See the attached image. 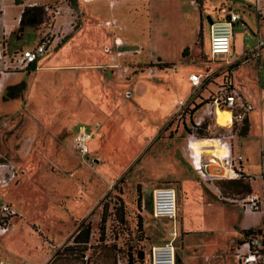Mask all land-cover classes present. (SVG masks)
<instances>
[{"label":"rangeland","instance_id":"obj_1","mask_svg":"<svg viewBox=\"0 0 264 264\" xmlns=\"http://www.w3.org/2000/svg\"><path fill=\"white\" fill-rule=\"evenodd\" d=\"M62 1H66L77 17L76 28L64 42L72 37L66 43L52 44L47 55L41 58L39 70L0 75V163L11 164L18 173L16 184L0 190V201L10 203L19 214L13 219L10 234L0 238V262L7 264L9 251L17 257L11 264L25 263H21V259L39 264L43 256L47 257L44 264H115L118 247L120 251H137L167 243L170 241V229L174 227L173 221L153 218L150 205L152 190L168 186L176 191L179 224L185 223V219L191 224V228L182 230L174 242L177 264H198V261L186 260L185 247L191 256L196 257L198 248H194L195 244L207 241V236L199 234L201 230L196 225L199 219L193 214V209L190 208L188 218H184L187 193L181 183L186 180L194 194L203 188L184 156L182 144L187 134L176 124V103L180 92L184 91V94L192 92L186 104L189 109L198 102L194 95L199 90L186 81L189 71L202 73L217 67L208 63L205 56L209 49L208 18L221 17L231 11L245 18V26L241 22L234 25L235 52L229 60L256 45L258 29L259 35L264 37V18L256 19L252 11L253 0ZM110 1L117 3L113 10L108 9ZM112 17L118 18L124 28L116 32L118 36L143 47L139 60L143 67L157 59L169 65V69L156 70L157 75L153 78L138 72L136 77L124 80L114 71H104L100 67L103 64L101 60L87 62L96 57L88 54V45L78 38L71 41L84 25L99 33L97 24ZM42 18L41 24L27 26L22 31L17 26L7 39L1 34L0 45L7 47L9 55L33 48L41 32L45 33L51 24L45 13ZM67 20L63 17L58 24ZM187 20L193 23L192 30ZM190 30L191 41L188 36ZM91 32L89 37L95 39L94 44H102ZM185 42L189 43L183 48L186 50L182 55L183 50L178 53V49ZM98 48L95 47V51ZM235 64V83L245 96L253 97L251 102L255 103L257 111H261L259 106L264 103V60ZM177 66L181 68L175 72ZM223 71L215 73V83ZM18 84L23 85L19 93L13 89ZM94 84L103 89L101 100H98L102 93L100 86ZM139 89L142 96L138 95ZM204 89L201 93L205 92ZM126 92L132 96L125 98ZM16 94V98H11ZM174 106L175 109L171 110ZM120 114L145 117L148 127L156 128L155 134L138 144L136 141L128 142L113 129L100 136L96 148L90 142L87 156L77 153L73 137L78 126L87 127L95 137L99 130H93V127L112 125L110 116ZM199 114L200 111L195 112L193 117ZM101 118L109 122H103ZM249 123L250 132L249 127L246 136H240L241 130L238 131L233 147L257 179L260 173L255 174V169L261 168V119L258 112L250 115ZM125 124L129 128L130 123ZM144 130L147 131L146 126ZM138 134L143 136L141 131ZM248 147L253 152H247ZM218 188L224 198L235 202L221 201L211 195L209 202L220 205L204 211L202 218L215 228L238 218L241 213L237 205L245 197L236 195L234 189L226 184ZM137 189L140 191V205ZM118 198L124 203L125 223L119 225L115 215L111 214L105 224L104 238L100 239L102 206L109 205L108 211L113 213L112 207L118 204ZM138 217L141 219V231L137 229ZM88 222L91 226L88 250L81 258V253L70 250L71 238L81 223ZM113 233L119 235L114 238ZM204 234L213 235L212 232ZM229 249L209 258L208 263L221 264L219 261L223 258L227 264H235ZM37 257L40 261L35 263Z\"/></svg>","mask_w":264,"mask_h":264},{"label":"built area","instance_id":"obj_2","mask_svg":"<svg viewBox=\"0 0 264 264\" xmlns=\"http://www.w3.org/2000/svg\"><path fill=\"white\" fill-rule=\"evenodd\" d=\"M84 3L90 0H82ZM256 12L264 13V0H253ZM115 1L108 3L109 9L116 6ZM43 11L50 19V26L45 33L41 32L33 48L14 51L11 55L7 47L0 45V75L19 74L26 72L31 66L48 53L52 44H61L74 31L77 26V17L66 1H59L52 5L43 6ZM65 18L61 24L58 20ZM241 21V16L236 12H229L225 18H216L209 24V55L212 59L218 56H229L233 46V28ZM102 28L112 32V41L103 46V53L107 56L105 69L114 71L120 78L129 79L139 74L155 77L158 68L152 62L146 67L140 64V57L144 49L141 45H132L116 34L124 28L115 19L104 21ZM264 55V38H257L254 48L242 55L237 62L248 63L251 59H258ZM175 69V68H174ZM212 73L192 74L189 81L195 90L201 89L210 83ZM126 98L131 93L126 92ZM188 101L177 103L176 124L184 130L183 121L187 118L189 107ZM198 116L192 117L187 122L189 133L185 141L188 150V158L198 179L221 201L234 203L235 200L224 198L216 185L218 180H237L248 178L249 185L253 178L243 170L241 155L232 151V142L238 131L242 128L247 115L253 111V106L246 100L245 96L233 84L228 74L221 77L220 83L210 95L203 100ZM217 111L229 113V119L224 126L216 122ZM91 133L85 126H79L73 137L74 149L82 157L88 155L91 141ZM261 188L259 192H250L238 203L245 213H264V175L259 176ZM18 173L14 166L0 163V190H5L16 184ZM177 212V199L175 189L163 186L157 187L151 193V214L155 219H167L174 221ZM17 210L7 202L0 201V238L8 235L13 228V219L18 217ZM170 241L161 245H153L148 255L142 261L136 259L134 264H176V253L173 241L177 237L175 231L169 234ZM232 256L237 264H264V233L242 238L233 247ZM86 259V258H85ZM135 259V256H133ZM87 260V259H86ZM3 264V263H0ZM30 264V263H23ZM117 264H127L120 254H117Z\"/></svg>","mask_w":264,"mask_h":264},{"label":"crops","instance_id":"obj_3","mask_svg":"<svg viewBox=\"0 0 264 264\" xmlns=\"http://www.w3.org/2000/svg\"><path fill=\"white\" fill-rule=\"evenodd\" d=\"M56 2H57L56 0H0V37H1V34H2L4 36V38L7 39L8 36L14 30H16V28L18 26L20 15H21L22 10H23L24 7H33V6L43 7V6H46V5L55 4ZM115 8H116V6L113 9H115ZM108 9H109V7H108ZM109 10H111V9H109ZM252 11L254 12L256 19H260L261 20V19L264 18V13L263 14H258L256 12V9H255L254 5L252 6ZM231 12H233V11H231ZM228 13H225L221 17H213V18H208L207 19V25L206 26H207V29H208V37H209V24H210L209 21H212V20H214L216 18H225ZM112 18H115V17H112ZM115 19L119 23L122 24V22H120L118 18H115ZM104 21H106V20H104ZM187 21H189V20H187ZM103 22L97 24V28H99V30H100L99 33L96 30L94 31V30L90 29V27L84 25L82 27V29L78 32V36H75V38L73 39V41H71V43L74 42L76 40V38H78L81 43H86L88 45V48H89L88 49L89 50L88 54L96 56L91 61H87L88 59L85 57L86 61L95 63L96 61L101 60L103 62V64L100 67H103L104 71H107V69H105V66L107 65V56L103 53V46L104 45H108V44L111 43V41H112V32L110 30H107V29H105L106 31L103 30L104 28H102L100 26ZM189 22L191 23V30H192L193 23L191 21H189ZM240 22L242 23V25L245 26V18L244 17H241V21ZM257 26L259 27L258 20H257ZM91 30L93 32H91ZM191 30L189 31V34H188V36L190 38V41H191V37H190L191 36L190 35ZM90 32L93 33L94 36L98 37L100 39L99 41H101L102 44L95 45L94 44L95 43L94 42L95 39L89 37ZM71 37L72 36H70L68 38V40ZM257 38H264L263 36L259 35V29L257 31ZM257 38H256V41H257ZM123 39L126 40L128 43H130L126 38L123 37ZM66 42H64V43H66ZM188 43L189 42H185V43L181 44V46L178 49V53L181 52L183 50V48ZM208 43H209V40H208ZM151 45H152V43H151ZM95 47H97V48L99 47L98 51L97 50L95 51V49H94ZM208 48H209V44H208ZM252 49H250L247 52L241 51V52H239L238 56L234 60H229L231 58L232 52L233 53L235 52V48H234V32H233V46H232V50H231V53H230L229 56H222V57L218 56V57L212 59L210 57V55H209V49H208V52L205 53V56L207 58V62L211 63V64H214L217 67L214 70L209 71L210 73H212V78H211L210 83H208V84L203 86L205 88L204 89L205 92L201 93V89L203 88L202 87L201 89H198L199 91L194 95V98L198 100V102H196V104H199L200 102L205 100L210 95V93L215 90L216 84L220 83L221 77L224 74L230 75V77L232 78L233 84L240 91V93L244 95V93H243L242 89L240 88V86L235 83L234 77H233V73H234V70H235V65H236L235 63L237 62V60H239V58L242 55L246 56V54H248ZM157 54H158V52H157ZM45 55H47V54H45ZM158 55L160 56V54H158ZM157 58H159V57H157ZM160 58H162V57L160 56ZM217 58H219V59H217ZM164 59H166V58H164ZM169 59L170 58H168L167 60H169ZM261 59H262V61L264 60V55H262L258 59H251L249 62H252V61L259 62ZM156 60L157 59H154L153 62H155ZM40 61H41V59L38 61V63L36 65L31 66V68L29 70L30 71L33 70V69L39 70V67H40L39 66V62ZM180 68H181V66H177L175 68V70H176L175 72L180 70ZM259 68L261 69L262 67H259ZM263 68H264V65H263ZM221 69L224 70L223 73H222V76L220 77L218 83H215L213 77L215 76V73L218 70H221ZM109 71H111V70H109ZM205 72H207V71L204 70L202 73L201 72L189 71L186 74V81L190 82L189 81V76L192 75V74H203ZM19 74H21V73H19ZM134 77H136V76H134ZM124 80H126V79H124ZM94 85H99V84H94ZM93 87L94 86L91 85L90 88L93 89ZM100 90L102 91V93L99 95L100 99L97 98L98 100H101L103 98L102 96L104 95V92H103V89L101 88V86H100ZM184 92H180L179 99L177 100L178 102L179 101H189V99L191 98L192 92L187 93L188 92L187 91L186 94H184ZM138 95L142 96V94L140 93V89H139ZM184 95H185V98H183ZM124 97H125V95H124ZM263 97H264V95H263ZM245 98L253 106V111H251L247 115V117L245 119V122H244V124H243V126H242V128L240 130L242 131V129L246 128L247 131H248V127H249V132H250V123H249L250 115L252 113H254V112H258L259 113L260 119H261V127H260V134H259L260 146H261L260 147V149H261V151H260V153H261V168L259 170H258V168L255 169V174L260 173V175L261 174L264 175V103H262V105L259 106V107H262V110L261 111H259V110L257 111L255 109V106L253 105L254 102L253 103L251 102L253 100V97L245 96ZM176 108H177V105H176ZM173 109H175V106L171 110H173ZM171 110H170V112H171ZM101 119H102L103 122H105V121L109 122L107 119H104V118H101ZM110 120L113 123L112 125H108V124L104 125L103 124L102 127H98V126L93 127V130H99V133H97L95 137L93 136V132L89 131L91 133V136H92L90 142H91V144H93L94 148H96L99 145L100 136L105 134V133H108V132L112 131L113 129H115L114 132L117 131V133L121 134V136H123L125 138V140H127L128 142L136 141V142H138V144H141L147 137H152L155 134V132H156L155 131L156 128L152 130L151 128L148 127V125L146 124L145 117H138V116H134L133 114H130L128 117H126V116L120 114L117 117L110 116ZM126 122L130 123L129 124V128L126 126V124H125ZM141 123H143L144 125H141ZM145 126H146L147 131L144 130ZM135 128H138V129H135ZM139 130L143 133V136L138 134V133H140ZM118 131H121L122 133L118 132ZM244 136H246V135H244ZM183 139H184L183 140L184 142L182 144V148H183V151H184V154H185L184 156H185L186 160L188 161V163L191 166V163H190L189 158H188L189 156H188V150H187V147H186L187 146L186 145V141H185V138H183ZM246 150L249 153L253 152L251 147H248ZM232 151L235 154L241 155L237 150H236L237 152H235V149L233 147V142H232ZM89 153H90V151H89ZM242 166H243V170L245 171V173L248 176H250L251 178H253L251 184L249 185L250 189H251V192H259L260 188H261V182H260L259 178H257V179L254 178L253 173L249 169L246 168V166L244 165V162H242ZM166 174H167V172H166ZM169 175H170V173H169ZM199 183L202 185V188H203L204 192L201 190L202 193L198 192L196 194H194V192L189 190L190 189V187L188 186L189 183L186 180H183L182 183H181V187H183V189L187 193V195H186L187 196L186 197V209L184 211V218H188V216L190 214V212H189L190 210L189 209L190 208L193 209V212H194L193 214H195V217H197L199 219L198 223L196 224L197 228H200V230H201V231H199V234L207 236V241H202V242H199V243L195 244L196 246L194 248H196V247L198 248L197 253H196L197 254L196 257L191 256L188 253V251H187V249L185 247V255H186V260L187 261H190L192 263H194L195 261L196 262L198 261V264L199 263H201V264L202 263L203 264H209L208 263V259L209 258L215 257V255L219 254V253H220L219 255H221L222 253H225L226 251H228L229 245L231 244V242L232 243L234 242L233 245L229 249V251L231 252L233 247L241 240V235L238 233L239 231H247L249 229L261 228L263 230V233H264V223H263V221H264V213H260V212L245 213L242 210V208L240 207V205H237V206L239 207L241 214L238 216V218L234 219V221L226 222V225H224V224L223 225H217L216 228H215V226H211L210 224H207L205 222V220L202 218L203 212L208 210V209H212V208L214 209L216 205H220V204L219 203H210L209 201L212 199L211 195H213L214 197H215V195L201 181ZM87 206L85 207V210H86ZM187 207H189V208H187ZM142 209L144 210V206L143 205H142ZM150 214H151V205H150ZM187 214H188V216H187ZM193 214H191V215L193 216ZM177 217H178V206H177L176 218L173 221L174 227H172V229H170L171 230L170 232L175 231L177 233V237L173 241V245H174V242L177 240V238L180 236V232H182V230L185 231L187 228H191V224H189L188 221H186L187 219H185V223H184V221H182V223L180 222V224H179V222L177 220ZM105 231H106V229H105ZM204 232H212L213 235L212 236H208V235L204 234ZM14 233L15 232H13L12 235ZM8 235H6V236H8ZM12 235H11V237H12ZM6 236H4V237H6ZM152 246L153 245H151L147 249H142V252H143L145 257L148 255V252H149V250H150V248ZM118 249H119V247L117 248L115 256H114L115 264H117V254H118L117 251H118ZM132 255H133V253H132ZM231 257H232V255H231ZM39 258L40 257L36 258L35 263L37 261H40ZM13 259H17V257L14 256L9 251H7V255H6L7 262L6 263L7 264H11L10 262L13 261ZM122 259L125 262V259L124 258H122ZM176 259H177V256H176ZM204 260H206L207 262H204ZM220 260L221 261H219V262L221 264H227L226 263L227 261H224L223 258H221ZM24 261L27 262V263H30V262H28L26 260H22L21 259V263L24 262ZM46 262H47V257L43 256V258L41 259L39 264H44ZM0 263H3V262H0ZM30 264H32V263H30ZM235 264H237L236 261H235Z\"/></svg>","mask_w":264,"mask_h":264},{"label":"trees","instance_id":"obj_4","mask_svg":"<svg viewBox=\"0 0 264 264\" xmlns=\"http://www.w3.org/2000/svg\"><path fill=\"white\" fill-rule=\"evenodd\" d=\"M196 1V0H195ZM43 7H38V6H33V7H24L22 10V13L19 18L18 22V30L22 31L25 27L27 26H37L42 23L43 20ZM201 34V31L199 32V36ZM184 49L182 51V55L184 54ZM158 68L159 71L167 70L169 69V65L163 64L160 61L156 65H154ZM13 89L16 90L18 93L23 90V85L18 84L16 86H13ZM10 97V96H9ZM16 95H12L11 98H16ZM202 106V103L200 104H192V109L189 110L187 118H185V121H183L184 126V131L186 134L189 133V128L187 126V122H190L194 113L198 112L200 107ZM247 133V129L244 128L242 131H240L239 135L244 136ZM228 185V187H232L234 189V192L236 195L242 194V195H247L251 192L250 186H249V179L248 178H240L237 180H218L216 181V185L219 187L220 185ZM138 192V205L141 204V198H140V191L137 189ZM118 204L114 205L112 207V212L108 211L109 210V205L104 204L102 206V213H101V218H100V225H99V232H100V239L104 238L105 235V224L107 221V218L111 215L114 214L115 218H117L119 225H124L125 219H124V203L121 199H117ZM264 223V221H263ZM142 225H141V219L140 217L137 218V229L141 231ZM263 233V230L261 228H256V229H249L247 231H241L240 235L242 238H247L249 236L253 235H260ZM90 234H91V226L90 223H81L77 229L76 234L71 238V243L72 247H70L71 251H78L81 253V258H84V253L88 250L87 245L89 244V239H90ZM114 238L116 235L118 236L119 234L113 233ZM118 254L122 258L125 259L127 264H134V261L138 259L139 261H142L144 254L142 252V249H138L137 251L135 250H126V251H120L118 249ZM126 252V253H125ZM133 253V255H132ZM133 256H135V259H133ZM88 262V258H87Z\"/></svg>","mask_w":264,"mask_h":264},{"label":"bare ground","instance_id":"obj_5","mask_svg":"<svg viewBox=\"0 0 264 264\" xmlns=\"http://www.w3.org/2000/svg\"><path fill=\"white\" fill-rule=\"evenodd\" d=\"M229 119V113L226 111H217L216 122L218 125L224 126Z\"/></svg>","mask_w":264,"mask_h":264},{"label":"water","instance_id":"obj_6","mask_svg":"<svg viewBox=\"0 0 264 264\" xmlns=\"http://www.w3.org/2000/svg\"><path fill=\"white\" fill-rule=\"evenodd\" d=\"M209 23H211V21H209ZM176 264H177V261H176Z\"/></svg>","mask_w":264,"mask_h":264}]
</instances>
